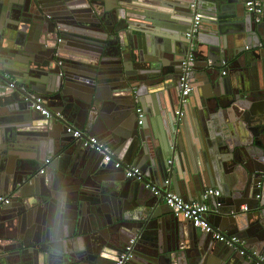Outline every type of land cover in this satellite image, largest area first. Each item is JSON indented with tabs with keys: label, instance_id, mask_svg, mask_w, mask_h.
<instances>
[{
	"label": "water",
	"instance_id": "95a60500",
	"mask_svg": "<svg viewBox=\"0 0 264 264\" xmlns=\"http://www.w3.org/2000/svg\"><path fill=\"white\" fill-rule=\"evenodd\" d=\"M249 1L0 0V198L11 200L0 208V264H116L134 238L128 264H256L176 218L162 197L67 135V125L97 136L150 182L177 178L186 199L215 187L220 197H210L209 223L264 257V193L257 200L260 182L264 190V21L243 33L226 21ZM198 15L189 82L202 96L193 112L194 99L179 105L180 79ZM60 36L79 43L65 47ZM68 48L79 53L67 55ZM30 94L66 123L44 119L26 101ZM148 95L162 99L163 140L138 124V109L143 123H155ZM179 109L185 126L192 113L203 131L193 183L180 175V152L168 164L176 131L184 133L176 127ZM11 119L18 133L5 129ZM48 156L52 163L39 175ZM46 211L54 215L48 221L39 213Z\"/></svg>",
	"mask_w": 264,
	"mask_h": 264
},
{
	"label": "built area",
	"instance_id": "2783aa9c",
	"mask_svg": "<svg viewBox=\"0 0 264 264\" xmlns=\"http://www.w3.org/2000/svg\"><path fill=\"white\" fill-rule=\"evenodd\" d=\"M195 4L191 7L195 9ZM246 9L249 14L254 16L255 22L260 23L262 15L264 13V8L261 2L257 0H252L246 3ZM202 18L197 16L195 18V22L192 25L190 31L186 34V38L189 41L188 43V51L186 57L181 63V96L179 105L185 104L187 102L188 96L192 93V87L189 82V76L193 69V66L196 62V51L197 44L195 42L196 37L199 33V25L201 23ZM223 66L225 68L228 67L227 62H223ZM1 73V69H0ZM226 74V69L223 71V75ZM6 76V75H5ZM9 78L8 76H6ZM13 87V86H11ZM26 101L33 103V109L41 114L44 119L48 121H56V122H65V117L60 112H54L45 106L44 101L41 97L36 96L35 94H30L29 97L26 98ZM138 113V121L139 125L143 124V120L145 117V112L142 109L137 110ZM177 124L180 125L181 118L183 117V111L177 110ZM177 126V127H178ZM66 134L72 136L73 139L81 142L83 148L94 150L95 152L103 153L104 159L103 162L105 164L113 163L114 169L118 171H123L126 175L127 179H131L138 183H142L145 189L151 191L154 196L162 197L165 204L170 208L172 214L178 218L182 219L185 222L191 223L193 227L200 228L206 234L212 236L214 240L223 244L224 246L237 251L240 256L246 258L247 260L256 261V264H264V257L259 255L256 251H251L246 249V242L235 236V235H227L216 230L208 221L207 214L210 211L209 200L211 196L220 197V193L217 189H210L205 191L202 196V202H187L182 197L177 195L172 188L171 178H167L162 186H159L153 182H150L145 177L144 173L135 165L125 164L121 159L115 157L114 153L110 151V149L101 142L98 138L94 136H90L86 133H83L82 130L75 128L74 126L67 125L66 126ZM173 147H171V151ZM52 163V159H47L44 161L42 169L39 171V175H43L47 171V167ZM170 165L172 161L168 162ZM259 193L257 195V200L263 199V183H259L258 187ZM10 198H0V208L10 205ZM220 205V204H218ZM244 211H247L246 207H244ZM135 238L130 240L129 244L124 249V252L119 256L116 264H128L133 258V252L135 247Z\"/></svg>",
	"mask_w": 264,
	"mask_h": 264
},
{
	"label": "crops",
	"instance_id": "0c3cea01",
	"mask_svg": "<svg viewBox=\"0 0 264 264\" xmlns=\"http://www.w3.org/2000/svg\"><path fill=\"white\" fill-rule=\"evenodd\" d=\"M226 21L227 22H230V21L232 22L231 24L233 26L229 25V27L232 26L231 28H233V29L235 28L239 32L243 33V32H245V28L246 27H254V25L260 24V23H262L264 21V18L263 17L261 18L260 23H256L255 19H254V16L249 14L247 9L244 7L243 12H239L238 15L235 14L234 16L230 17ZM203 35H204V39L205 38H209V36H210L209 33H207V32H206V35H205V33ZM22 40L23 41H27V38H22ZM248 47H249V45H247L246 49H248ZM68 50L69 51H67L68 52L67 55H72V52L74 54H76V53L78 54L79 53V52L72 51V49H70V48H68ZM6 76L10 77L7 74H6ZM10 80H13V79L11 78ZM191 85H192V93L188 96V99H194V103L190 106V111H193V112L196 111V110L199 111L200 110V106L198 104V100L197 99H201L202 93L200 91V93H198V96H196L197 94H195V92L193 91L194 83H191ZM143 100H144L145 106H147L148 110H149V108L152 109V111L154 113V116L152 118L155 121V123H153V122H149V121H151V119L150 120L148 119V121L145 119L143 125H145V124L147 125V129L149 131V135L150 134L151 135L156 134L158 136V138H159L158 140H163L161 138V129L163 127L162 117L161 116H163V114L159 111V110H161L160 107H161V104H162V99L159 101L158 99L156 100V98L153 99L151 97V95H148V96H145ZM211 106H212V108H211ZM211 106H209V108H211V110H212L214 108V106L212 104H211ZM190 116H191V118L188 121V125L187 126H185L182 123V120L180 122V127L181 126L184 127V129H183L184 133L181 134V130L176 131L174 144L172 146L173 147V149H172L173 150L172 151V158L169 161H172V164H171V166H172L173 162L175 160L176 154L180 152L182 154V159L180 160L181 161L180 164L182 165V168H180V175H181V177H183L182 179H184L183 180L184 182H186L188 180V181H191V183H193L194 181L197 182L198 179H200V178L195 176L192 179L191 174H190V170H192V168H196V167H193V165H196L197 167H200V157H201V154L203 155V148H201V147L202 146L204 147V144L202 143V142H204V140L201 139V137H200V135L203 136V134H202L203 131L202 132H196L197 131V127H196L197 120L199 118H196L195 115L193 116L192 113H191ZM156 117H157V119H158V117H160V119L157 120ZM206 120H208V119H206ZM5 123L9 127V128L5 127V129L7 128V129L11 130L12 133H18L17 123L15 122V119L8 120ZM154 124H156V125H154ZM177 126H178V124L176 123V127ZM0 128H3V125H0ZM199 133H201V134L199 135ZM208 134H206V135H208ZM5 136H6V134H5ZM179 139H181L182 143L180 142ZM178 141H179V143H178ZM122 158H124V157H122ZM122 158H121V160L123 161ZM47 159H50V156H48ZM47 159H45V160H47ZM178 159H180L179 156H178ZM42 167H44V166L42 165ZM200 171H202V169H200ZM120 172H122V171H120ZM196 172H199V171H196ZM176 179L177 178H175V179L171 178V181H172L173 191L177 195L182 197L187 202H198V201L202 200V196H203L204 192L201 193L200 197H198L197 195H196L197 197H194L195 195H192V197H190V199H186L184 196L180 195L178 193L177 189H176V184H177V180ZM201 183L203 185V186L202 185L201 186L205 189V185L207 183H204L203 181H201ZM208 183H209V181H208ZM161 184H163V183H161ZM209 186H210L211 189H216L215 187H213L211 185H209ZM210 188L205 189V191L210 190ZM193 189L196 190L195 188H193ZM34 191L35 190H33L32 192H34ZM263 193H264V190H263ZM219 204L221 205V202H219ZM241 209L244 210V207H242ZM39 213H40V216L42 218L46 219V221H48L49 218L54 217V215L51 216V213L49 211H46V213H43V212H39Z\"/></svg>",
	"mask_w": 264,
	"mask_h": 264
},
{
	"label": "flooded vegetation",
	"instance_id": "af4514ba",
	"mask_svg": "<svg viewBox=\"0 0 264 264\" xmlns=\"http://www.w3.org/2000/svg\"><path fill=\"white\" fill-rule=\"evenodd\" d=\"M58 39V42L61 44V45H63V46H65L66 47V44L69 42V41H71V43H74V44H76V45H78V41H76V40H68V39H66V38H64L63 36H60L59 38H57ZM64 47V48H65ZM64 62V61H63ZM116 256H117V253H114V255L112 256V258L113 259H115L116 258Z\"/></svg>",
	"mask_w": 264,
	"mask_h": 264
}]
</instances>
